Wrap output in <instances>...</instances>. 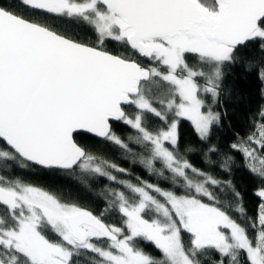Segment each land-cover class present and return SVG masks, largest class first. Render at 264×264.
I'll return each instance as SVG.
<instances>
[{"label": "snow or ice", "instance_id": "obj_1", "mask_svg": "<svg viewBox=\"0 0 264 264\" xmlns=\"http://www.w3.org/2000/svg\"><path fill=\"white\" fill-rule=\"evenodd\" d=\"M18 6L73 19L94 40L64 34L0 0V264H264V106L229 146L259 181L254 217L232 181L214 175L217 167L230 173L235 157L213 160L219 149L208 143L221 120L214 108L224 69L240 64L264 83V58L238 55L249 45L264 53V0ZM109 42L127 54L108 50ZM181 118L205 145L207 168L188 159L195 148H181ZM118 126L129 131L119 134ZM80 132L115 148L130 167L89 151L76 140ZM16 165L107 181L99 194L105 207L97 215L65 202L15 176ZM133 167L156 182L133 175ZM112 216L118 223L108 222ZM141 240L159 258L139 247Z\"/></svg>", "mask_w": 264, "mask_h": 264}, {"label": "trees", "instance_id": "obj_2", "mask_svg": "<svg viewBox=\"0 0 264 264\" xmlns=\"http://www.w3.org/2000/svg\"><path fill=\"white\" fill-rule=\"evenodd\" d=\"M4 6L13 7L22 12L25 16L32 19H39L50 27L64 34L80 39L82 41H93L94 36L79 23L70 18H60L52 15L41 16L18 6V0H3ZM108 50L124 53L114 42L105 45ZM127 54V53H124ZM238 55L244 59H255L259 61L264 58V53L259 51L258 45H249L247 48L240 49ZM145 62V61H143ZM189 63H194L190 59ZM225 78L222 82L221 104L214 108L221 112V120L211 129L209 144L215 145L219 149V154L212 157L213 160H219L224 154H231L235 157V164L230 173L221 171L218 167L214 170V175L221 180H231L236 190L241 194L243 206L246 209L248 217H254L259 204V198L255 195L256 188L259 185L258 179L252 176L243 166V160L238 153L231 152L229 146L236 142L239 136L246 135L254 122L257 120L259 109L264 106V83H262L254 72L246 71L240 65L229 66L224 69ZM203 83L202 80L198 81ZM152 126L158 127L161 122L158 119L151 118ZM181 148L193 147L196 151L188 156V159L199 168H207L204 163L203 152L205 145H202L194 132L191 122L181 118L178 124ZM119 134H126L129 129L125 127H116ZM76 140L82 146L96 155L112 160L125 168H129V163H124L120 159V153L112 146H105L98 142L92 136L78 133ZM14 175L31 183L37 187L53 192L60 196L65 202H75L82 207L92 210L95 214L104 209L105 204L99 195L104 184L107 181L95 177L81 176L77 173L47 172L37 171L35 169L20 168L14 166ZM133 175H139L144 179H151L156 182V177H149L139 167H133ZM230 199H232L230 197ZM235 201H233V204ZM233 217L240 219L239 214L233 208ZM108 222L118 223V217L112 216ZM187 239V236H185ZM138 246L153 257L159 258L160 253L153 245L146 241H139ZM243 259V257H241ZM84 264L87 261L82 258Z\"/></svg>", "mask_w": 264, "mask_h": 264}, {"label": "water", "instance_id": "obj_3", "mask_svg": "<svg viewBox=\"0 0 264 264\" xmlns=\"http://www.w3.org/2000/svg\"><path fill=\"white\" fill-rule=\"evenodd\" d=\"M82 134H86V135H89V136H92L91 134H88V133H84V132H80ZM93 137V136H92Z\"/></svg>", "mask_w": 264, "mask_h": 264}, {"label": "flooded vegetation", "instance_id": "obj_4", "mask_svg": "<svg viewBox=\"0 0 264 264\" xmlns=\"http://www.w3.org/2000/svg\"><path fill=\"white\" fill-rule=\"evenodd\" d=\"M145 62L144 63H148V61L147 60H144Z\"/></svg>", "mask_w": 264, "mask_h": 264}, {"label": "rangeland", "instance_id": "obj_5", "mask_svg": "<svg viewBox=\"0 0 264 264\" xmlns=\"http://www.w3.org/2000/svg\"><path fill=\"white\" fill-rule=\"evenodd\" d=\"M215 110V109H214Z\"/></svg>", "mask_w": 264, "mask_h": 264}]
</instances>
